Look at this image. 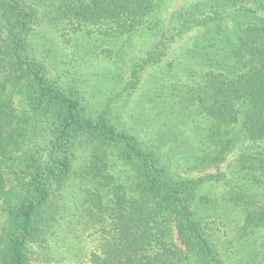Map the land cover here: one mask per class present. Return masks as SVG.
<instances>
[{
	"label": "trees",
	"instance_id": "obj_1",
	"mask_svg": "<svg viewBox=\"0 0 264 264\" xmlns=\"http://www.w3.org/2000/svg\"><path fill=\"white\" fill-rule=\"evenodd\" d=\"M0 264H264V0H0Z\"/></svg>",
	"mask_w": 264,
	"mask_h": 264
},
{
	"label": "rangeland",
	"instance_id": "obj_2",
	"mask_svg": "<svg viewBox=\"0 0 264 264\" xmlns=\"http://www.w3.org/2000/svg\"><path fill=\"white\" fill-rule=\"evenodd\" d=\"M168 16V15H167ZM167 16H165V18L167 17ZM136 42V41H135ZM138 44H139V46H140V40L138 41ZM146 48V47H145ZM144 47H142V46H140V49L141 50H143V49H145ZM147 77H148V75H146L145 77H144V80H146L147 79ZM143 86V85H142ZM140 94V91H138L137 93H135L134 95H133V97H132V99L134 100V102H133V104L134 103H137V101L139 100V95ZM85 95L88 97V98H90L92 101H93V99H92V97H91V95H90V93L88 92V90H86V93H85ZM130 110H132V109H130ZM131 112V111H130ZM124 118H126L125 120H128L129 119V115H128V113L127 114H124ZM225 166V163H223V164H221V166H220V168H223ZM201 172V173H200ZM206 172H209V173H212V172H214V169H210V170H205V171H191V172H186V173H188L189 175H191V176H199V175H201V174H205ZM181 174H184L183 172H181ZM184 175H186V174H184ZM205 191H206V193H208V195L209 194H211L212 196H215V197H217V196H219V194H221V190H220V188L219 187H217V186H205ZM212 198V197H211Z\"/></svg>",
	"mask_w": 264,
	"mask_h": 264
}]
</instances>
